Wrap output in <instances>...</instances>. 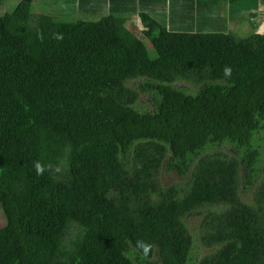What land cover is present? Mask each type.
I'll return each mask as SVG.
<instances>
[{
	"label": "trees",
	"instance_id": "trees-1",
	"mask_svg": "<svg viewBox=\"0 0 264 264\" xmlns=\"http://www.w3.org/2000/svg\"><path fill=\"white\" fill-rule=\"evenodd\" d=\"M75 1L101 17L0 14V264H264L258 5L247 37H137L133 0Z\"/></svg>",
	"mask_w": 264,
	"mask_h": 264
},
{
	"label": "crops",
	"instance_id": "crops-1",
	"mask_svg": "<svg viewBox=\"0 0 264 264\" xmlns=\"http://www.w3.org/2000/svg\"><path fill=\"white\" fill-rule=\"evenodd\" d=\"M249 0H133L129 4V30L137 37L143 30L140 14L144 13L167 29L182 32L230 33L243 30L241 24L246 22L244 14H254L253 11L244 10V3ZM257 6L258 11L264 14V0H250ZM222 14H226L223 20ZM219 15L214 19L213 16ZM257 18L258 28L264 23ZM217 22V25H211ZM260 22V23H259ZM257 28V29H258ZM258 33V30H257ZM238 35V34H237Z\"/></svg>",
	"mask_w": 264,
	"mask_h": 264
},
{
	"label": "rangeland",
	"instance_id": "rangeland-1",
	"mask_svg": "<svg viewBox=\"0 0 264 264\" xmlns=\"http://www.w3.org/2000/svg\"><path fill=\"white\" fill-rule=\"evenodd\" d=\"M18 4V0H1L0 1V14L6 13V12H11L13 9L16 7ZM32 14L33 15H38V14H46L48 13L51 15L56 21H59L61 23H72L76 20H86V21H96L98 20L101 15H99L102 12V6L99 8V14H92L90 16V19H86L84 17L83 12H80L78 10V7L76 5L75 0H33L32 2ZM224 15V18H223ZM246 17L245 21L241 24V29L240 31H237L236 33H233L234 35H237L238 37H247L253 32V28L251 26V23L249 22L248 18L250 17V14H244ZM257 17H259L258 14H256ZM214 19H218L219 15L216 17L213 16ZM223 20L226 19V14H222ZM256 22L257 19L255 18ZM254 23V21H252ZM211 25H217V22L214 20V23ZM129 28V23L127 25ZM258 33L264 35V23L261 25V27L258 28ZM149 52L151 53V49H149ZM129 86L134 87L132 82H130ZM240 177H239V187H238V192L240 197L246 201L251 203L252 202V194H253V189L251 190H245V187L243 185V173L242 171L240 172ZM180 179L173 175L169 174L167 176L163 175L162 176V182L164 185L168 186L171 184H174L175 182H179ZM192 223V220L190 221ZM5 221L3 217L0 215V227L4 225Z\"/></svg>",
	"mask_w": 264,
	"mask_h": 264
},
{
	"label": "clouds",
	"instance_id": "clouds-1",
	"mask_svg": "<svg viewBox=\"0 0 264 264\" xmlns=\"http://www.w3.org/2000/svg\"><path fill=\"white\" fill-rule=\"evenodd\" d=\"M224 74H225V76L229 75V74H230V69L225 68V69H224ZM34 167H35V172H36V174H37V175H40L41 172H42V170H43L42 167H41V165H40L39 163H36V164L34 165ZM137 246H138L140 249H142L143 252H144L145 254H147V252H148V250H149V248H150V245H147V244H145V243H143V242H140V241L137 242Z\"/></svg>",
	"mask_w": 264,
	"mask_h": 264
}]
</instances>
